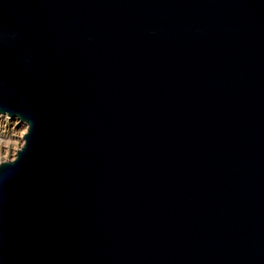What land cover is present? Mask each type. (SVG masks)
<instances>
[{"label": "water", "instance_id": "water-1", "mask_svg": "<svg viewBox=\"0 0 264 264\" xmlns=\"http://www.w3.org/2000/svg\"><path fill=\"white\" fill-rule=\"evenodd\" d=\"M0 264H264V0H0Z\"/></svg>", "mask_w": 264, "mask_h": 264}, {"label": "rangeland", "instance_id": "rangeland-1", "mask_svg": "<svg viewBox=\"0 0 264 264\" xmlns=\"http://www.w3.org/2000/svg\"><path fill=\"white\" fill-rule=\"evenodd\" d=\"M24 126L28 128V123L23 122L20 117L0 112V163L13 159L18 149L25 143V139L22 145L17 139L19 131Z\"/></svg>", "mask_w": 264, "mask_h": 264}, {"label": "bare ground", "instance_id": "bare-ground-1", "mask_svg": "<svg viewBox=\"0 0 264 264\" xmlns=\"http://www.w3.org/2000/svg\"><path fill=\"white\" fill-rule=\"evenodd\" d=\"M16 117H18V116H16ZM22 121L28 123L27 121H25V120H23V119H22ZM27 129H28L27 126H24V127L19 131V134H18V138H17V139L20 141L21 145L24 143V139H25L24 135H25V133L27 132Z\"/></svg>", "mask_w": 264, "mask_h": 264}]
</instances>
